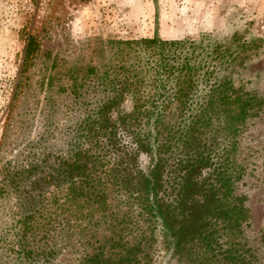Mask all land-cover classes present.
Here are the masks:
<instances>
[{
  "label": "trees",
  "instance_id": "trees-1",
  "mask_svg": "<svg viewBox=\"0 0 264 264\" xmlns=\"http://www.w3.org/2000/svg\"><path fill=\"white\" fill-rule=\"evenodd\" d=\"M113 46L128 59L95 78L96 106L66 151L0 169V196L17 203L8 257L46 264L57 230L104 226L107 245L91 243L83 264H148L156 244L177 264H257L237 149L262 102L235 85L238 53L212 37Z\"/></svg>",
  "mask_w": 264,
  "mask_h": 264
},
{
  "label": "rangeland",
  "instance_id": "rangeland-1",
  "mask_svg": "<svg viewBox=\"0 0 264 264\" xmlns=\"http://www.w3.org/2000/svg\"><path fill=\"white\" fill-rule=\"evenodd\" d=\"M154 37L228 42L239 56L236 87L262 102L238 138L237 193L249 211L245 241L264 264V0H0V169L20 155H62L96 106L95 78L128 59L113 44ZM16 213L14 194L0 196V264H28L5 252ZM104 228L94 237L81 227L57 230L46 264H83L91 243L107 245ZM150 255L148 264H177L160 244Z\"/></svg>",
  "mask_w": 264,
  "mask_h": 264
}]
</instances>
